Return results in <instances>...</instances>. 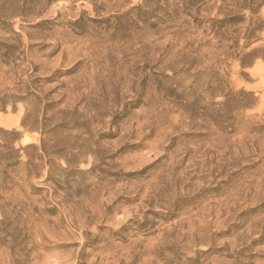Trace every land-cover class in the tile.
<instances>
[{"label": "rangeland", "instance_id": "1", "mask_svg": "<svg viewBox=\"0 0 264 264\" xmlns=\"http://www.w3.org/2000/svg\"><path fill=\"white\" fill-rule=\"evenodd\" d=\"M239 2L0 0V264H264Z\"/></svg>", "mask_w": 264, "mask_h": 264}, {"label": "trees", "instance_id": "2", "mask_svg": "<svg viewBox=\"0 0 264 264\" xmlns=\"http://www.w3.org/2000/svg\"><path fill=\"white\" fill-rule=\"evenodd\" d=\"M261 0H240L239 3H237V6H239L241 9L243 10H249L252 13H256V11L258 10V2ZM220 24H224L227 23L226 21H222V22H218ZM257 29H254L250 32V37H248L249 39H251L252 35L256 32Z\"/></svg>", "mask_w": 264, "mask_h": 264}]
</instances>
